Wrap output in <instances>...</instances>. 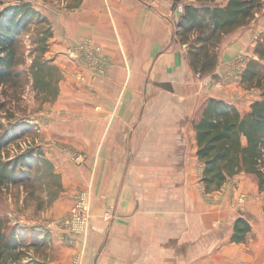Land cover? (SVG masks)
Masks as SVG:
<instances>
[{"label": "crops", "instance_id": "1", "mask_svg": "<svg viewBox=\"0 0 264 264\" xmlns=\"http://www.w3.org/2000/svg\"><path fill=\"white\" fill-rule=\"evenodd\" d=\"M181 14L174 0H83L49 18L62 78L45 139L63 144L53 163L40 157L60 175L61 195L89 192L90 217L87 237L60 241L61 256L46 264H264L263 195H237L255 190L254 176L205 192L193 128L208 98L231 92L221 73L251 45L250 31L227 33L217 65L200 77L175 34ZM83 40L101 47L98 66L62 54ZM239 217L250 231L236 243Z\"/></svg>", "mask_w": 264, "mask_h": 264}, {"label": "trees", "instance_id": "2", "mask_svg": "<svg viewBox=\"0 0 264 264\" xmlns=\"http://www.w3.org/2000/svg\"><path fill=\"white\" fill-rule=\"evenodd\" d=\"M263 7L264 0H225L224 3L220 0H184L175 34L187 47L193 72L200 77L211 72L217 65V48L223 37L245 25ZM31 24L37 25L33 43L37 44L36 49L41 47L40 53H43L53 32L36 8L28 1H19L0 9V86L6 89L15 90L27 79L26 70L17 69L16 64L20 60V34ZM254 52L259 61H264V36L257 42ZM258 60L249 59L241 72L243 84L260 90L259 98L251 102L245 113L222 99L208 98L193 124L196 156L202 163L200 180L207 193L218 191L230 178L245 173L256 178L258 189L264 194V63ZM43 70L42 88L59 80V68L35 57L28 71L33 80L38 81L37 74ZM53 94L55 97L56 92ZM23 125L18 122L4 127L0 123V186L21 185L25 202L34 197L39 199L37 196L46 191L50 202L61 189V177L49 160L40 157L39 150L29 148L12 157L2 156L3 148L23 134ZM249 231V223L244 218H237L231 241L243 242ZM25 234L33 239L24 243ZM35 236L33 227L8 225L0 217V264H46L29 253L30 249L38 250L47 244L45 239L40 241Z\"/></svg>", "mask_w": 264, "mask_h": 264}, {"label": "rangeland", "instance_id": "3", "mask_svg": "<svg viewBox=\"0 0 264 264\" xmlns=\"http://www.w3.org/2000/svg\"><path fill=\"white\" fill-rule=\"evenodd\" d=\"M19 1L30 2L38 13L50 23L49 18L53 17L59 10L77 8L83 0H0V9L5 5L16 4ZM183 2L184 0H174L176 7L182 5ZM220 2L224 3L225 0H220ZM239 27L249 28L251 40L249 44L251 45L247 47L245 52L238 53L229 63L225 64V71L221 73V80L219 82H227L232 86V89L230 88L231 92L227 94L228 96L224 101H229L233 105L241 104L247 106L248 103L250 105L251 102L259 98L260 90L247 87V85L243 84L241 82V72L249 59L258 60L254 47L264 36V7L258 10L245 25ZM36 29L37 25L31 24L20 34V60L16 64V68L23 71L26 70L28 74L26 81L15 90L0 86V105H3V108H0V123L4 127L18 122L24 124L22 127L24 128L23 134L3 148L2 156L4 158L12 157L20 151L34 148L39 150V154H42V156H45L52 162L54 150L59 148V145L63 143L54 138L46 140L44 128L48 122L52 124L57 123L53 107L59 95V82L62 74L61 72L59 73L60 77L57 82L55 80L49 83L50 87L42 88V74L45 70L37 74L38 81L33 80V76L28 72L31 62L35 57L44 59L46 62H51L53 59L48 43H46L43 53H40L41 47L36 49L37 44L33 43ZM222 43L217 48L218 56H220L221 49L227 41L222 40ZM259 62L264 63V61ZM56 67L58 68L57 65ZM54 83H56V87H54ZM45 90H48V92H44ZM54 92H56L55 97ZM245 112L240 111L242 114ZM64 146V151L68 157H78L79 153L77 150L72 149L69 145L64 144ZM60 182L61 189H59L57 197L50 202H48L46 191H42L37 196L39 199H35L36 197H34V199H28L25 202V194L21 185L0 186V217L4 218L8 225L18 224L22 227H33L36 229L35 238H40V241L45 239L47 242L43 248L29 250L31 256L36 260H45L47 262L49 259H58V256H61L60 248L57 245L60 241L74 244L81 239H85L88 234L90 214L87 217L86 237L80 232V229L74 228L70 214L75 198L78 196L77 194L80 191H88L77 189L72 195H61L62 179ZM254 184L255 190L253 192L250 191L249 193L245 191L246 194L244 191H239L237 195H264L263 192L259 191L255 177ZM67 220L69 223H67ZM24 236L22 238L24 243L33 239L28 234ZM76 262L77 259L72 264H76Z\"/></svg>", "mask_w": 264, "mask_h": 264}, {"label": "built area", "instance_id": "4", "mask_svg": "<svg viewBox=\"0 0 264 264\" xmlns=\"http://www.w3.org/2000/svg\"><path fill=\"white\" fill-rule=\"evenodd\" d=\"M179 10L182 9V5L178 6ZM64 56L69 60H82L84 59L85 66L92 67L98 66L99 62H102L104 55L101 47L92 42L91 40H83L81 42L69 45L63 52ZM76 196L74 205L70 210L72 223L75 229H80V232L84 234L87 231V217L90 214V197L86 191H80ZM244 198V195L240 196V199ZM67 223L69 221L67 220Z\"/></svg>", "mask_w": 264, "mask_h": 264}]
</instances>
